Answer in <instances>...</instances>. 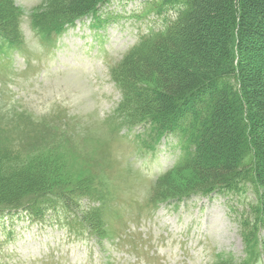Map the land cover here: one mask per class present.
<instances>
[{
    "label": "rangeland",
    "instance_id": "1",
    "mask_svg": "<svg viewBox=\"0 0 264 264\" xmlns=\"http://www.w3.org/2000/svg\"><path fill=\"white\" fill-rule=\"evenodd\" d=\"M13 1L24 42L19 55L10 54L16 66L0 59V148H18L19 155L3 164L1 173L8 174L0 180L8 187L18 171L24 177L35 172L45 175L42 180L51 190H90L94 202L82 210L93 236H76L54 215L43 224L14 216L0 221V264H211L219 254L241 259L239 206L230 213L215 195L157 209L158 202L150 199L157 174L175 159L167 151L138 150L133 137L140 113L121 95L109 70L117 69L141 36L162 27L156 14H142L151 0H108L97 12L108 23L89 31L93 18L76 22L58 38L63 46L45 42L47 57L29 26L43 0ZM254 45L250 71L264 64V52ZM169 178L181 192L194 179L186 170ZM26 192L18 197L27 200ZM93 212L100 235L88 221ZM261 235L264 242V230ZM259 264H264V248Z\"/></svg>",
    "mask_w": 264,
    "mask_h": 264
},
{
    "label": "trees",
    "instance_id": "2",
    "mask_svg": "<svg viewBox=\"0 0 264 264\" xmlns=\"http://www.w3.org/2000/svg\"><path fill=\"white\" fill-rule=\"evenodd\" d=\"M101 1L48 0L38 9V26L69 22ZM146 8L162 27L125 56L115 80L147 134L168 132L177 138L184 160L174 173L186 170L194 177L181 192L168 182L169 172L157 183L156 196L168 200L212 190L245 196L246 188L252 189L240 228L246 249L256 255L264 222V64L250 71L248 61L256 51L254 41L264 52V0H151ZM19 16L11 0H0V35L16 41ZM18 155V148H0V173ZM31 173L24 177L18 171L8 187L0 180V198L11 201L0 200V213L27 208L36 215L51 198L74 206L72 190H51L43 173ZM22 191L27 200L18 197ZM88 221L94 229L95 212Z\"/></svg>",
    "mask_w": 264,
    "mask_h": 264
}]
</instances>
